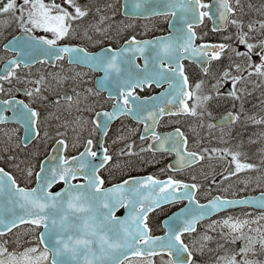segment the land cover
<instances>
[{"label":"snow or ice","instance_id":"obj_1","mask_svg":"<svg viewBox=\"0 0 264 264\" xmlns=\"http://www.w3.org/2000/svg\"><path fill=\"white\" fill-rule=\"evenodd\" d=\"M155 17L171 18L168 35L126 36L132 21ZM206 18L213 31L232 29L223 42L196 43L195 26ZM0 39L7 40L0 51L11 53L0 66V162L35 178L34 187L21 186L0 167V264H264V214H231L264 210V190L201 203L197 175L190 183L147 175L105 187L100 170L119 161L103 142L93 150V138L82 141L96 130L106 138L112 122L132 117L148 142L140 153L175 155L162 173L199 167L210 185L242 173L264 183V0H0ZM35 65L45 67L33 72ZM89 73H102L94 87ZM5 84L22 87L13 94ZM154 87L163 91L140 94ZM258 89V103L247 108ZM105 91L110 111L100 103ZM222 100L231 107L217 119L213 108ZM173 117L186 130L160 133L161 121ZM37 140L55 143L38 163L28 151ZM70 141L73 149L82 142L78 155H67ZM138 154L132 141L118 155ZM222 161L228 167L216 173L213 162ZM241 182L247 188L252 178ZM184 201L162 220L163 235H154L149 214ZM120 209L126 215H116ZM16 229L36 233L34 241L18 246Z\"/></svg>","mask_w":264,"mask_h":264},{"label":"flooded vegetation","instance_id":"obj_2","mask_svg":"<svg viewBox=\"0 0 264 264\" xmlns=\"http://www.w3.org/2000/svg\"><path fill=\"white\" fill-rule=\"evenodd\" d=\"M47 2V0H46ZM59 2V0H57ZM259 2V0H257ZM117 19L119 20L120 17L118 16ZM169 18L165 17H155L151 19L150 21H144V20H137V21H132L131 23H134L136 25L135 29L130 30L126 36H131L133 34L137 35V38L139 39H154L155 37L158 36H164L169 34ZM148 24L149 28L148 30H145L143 28V25ZM213 22L212 19H205L202 23H199L195 26V31L197 32V36L201 37L202 39H197L196 43H204V42H209V43H217V42H223L224 37L228 34V32H231L232 29L229 28L228 32L221 31V32H215L212 29ZM9 32H11L13 35H17V32H13L12 29H9ZM5 35H8V33H5ZM8 39H11V35L7 36ZM3 42V39L1 40ZM7 40H5V43ZM3 45H1L2 48ZM11 58V53H3L0 51V66H2V62L6 61V59ZM253 59H257L255 56ZM138 64H143V59H138L136 61ZM187 70L192 74L195 75L196 73H199L200 68L193 63H189L185 61ZM215 66V65H214ZM45 66L41 65H35L32 68V71L35 72L37 70H43ZM51 70V69H48ZM84 71H87V69H82ZM102 77V73H89V75L86 77V79L90 82L87 86H92L94 87L96 84L97 79ZM17 86L22 87V85H7L5 84V88H11L13 91V94H15V88ZM163 91L162 88H155L153 90H145V92L140 93L142 96L143 95H152V94H158L159 92ZM108 95V92L105 91L102 96L100 97V103L103 105V110H111V104L112 101H107L106 97ZM6 98V97H5ZM18 99H23L25 102H27V98L24 97L22 94L18 95ZM224 109H221L217 115V117L223 115L226 113V110L223 111ZM10 113H6V115H9ZM216 117V118H217ZM176 118H165L163 121H161L158 131L160 133H170L173 131L175 127H181L182 129L187 128L186 124H174L171 121L175 120ZM15 125L9 123L8 128H14ZM133 129H136L138 131H135L133 133ZM142 125H140L134 118L132 117H122L119 120H116L111 123L110 125V130L108 133V136L106 138L101 137L99 130H96L91 137L88 136V133L85 132L84 136L82 138H93L94 144H96V147L93 150H98L99 149V142H103L105 146L109 147L110 154L113 155L114 160H118L119 163L116 166H113L112 164H109L106 166L102 171L101 175L105 179V184L110 185L119 181H122L123 179L130 177V176H143V175H154L155 177L159 179H165L168 178L169 176L174 177L177 180L183 181L185 183H190L193 182L191 180V177L194 175V169H187L183 171H178V172H172V171H165L161 172V169H166V166L168 165L169 159L171 160L173 158V154L169 153H162V152H156L155 154L151 152H143L140 153L139 149L142 144L148 143V142H142L139 139L140 134L142 133ZM20 132L22 134L23 129H20ZM122 134L124 136L123 141H118L116 143H113V140L118 136ZM190 135V134H189ZM135 142V152L139 153L138 155H132V156H126V157H119V150L124 146L125 143L128 142ZM150 142V141H149ZM55 146L54 141L49 140L46 142H41L39 140L33 141V143L29 146V149H33L37 152L38 154V159L37 163L40 160V157L45 156L46 154L49 153V150ZM193 144L191 142V135H190V143H189V148H193ZM83 150L82 142L81 145H78L75 149L71 147V141H70V148L67 153V155H75L78 154L80 151ZM29 151V150H28ZM160 159H166V164L162 163V160ZM125 161L129 162V167H122ZM214 167L217 168L216 171H220V163H213ZM0 165L3 166L6 170L10 171L13 175H15L17 178L21 176V174L16 171L10 163L7 162H0ZM211 175V173H209ZM34 181V180H33ZM32 181V182H33ZM205 183L207 184V189L213 191V194H221L222 196L226 197H241L244 196L245 194H255L258 193L262 190H252L248 192H243L239 191L236 193H231L230 187L227 188H220L218 191H215L214 189L211 188L210 182L208 180H205ZM179 204H174V205H169L167 207H164L163 210H158L154 213H151L149 215V224L152 227V231L154 235H158L163 233L162 228H161V222L162 220L169 216L171 213H173L175 210L179 208ZM243 210H246L249 213L252 214H264V211H257L254 209L250 208H244L241 210H236L232 212V214H235L236 212H241ZM125 214L124 209H120L117 211L116 215L118 216H123ZM23 231L22 229L16 231V233H20ZM11 234H9V237ZM8 238V237H7ZM20 246H28V244H21Z\"/></svg>","mask_w":264,"mask_h":264},{"label":"rangeland","instance_id":"obj_3","mask_svg":"<svg viewBox=\"0 0 264 264\" xmlns=\"http://www.w3.org/2000/svg\"><path fill=\"white\" fill-rule=\"evenodd\" d=\"M240 50L243 51L244 50L243 47H241ZM259 95H260V89H258L256 91V93H254L253 97H250L251 103H248L246 105V107L251 109L253 103H258L257 97H259ZM230 107H231V102L230 101L222 100L218 105H216L213 108V114H214L215 117H217V115H218V113H219V111L221 109H224L223 111H225V110L229 109ZM205 146H216V144H215V142H213L212 145H208L207 141H205ZM220 146H223V145H220ZM213 163H215V162H213ZM222 163H223V169H222V171H223L225 168L228 167V164H227L226 161H223ZM214 168H215V172L219 173V172L216 171V167H214ZM203 171H208L209 173H211V171L209 169H207V168H205ZM194 175H197L198 179L201 180L203 183H205V179L203 178V175L201 174V170L199 169V167L195 170ZM245 175H247V176L252 178V183L249 184V186L247 188H245L244 183L241 182L244 179ZM257 175L258 174H254V173H247V174H243L242 173V174H240L239 177H233L230 180L221 181V187L222 188L230 187L231 193H236V192L239 193V191L248 192V191H252V190H255V189L256 190H262V189H264V183H261V182H259L256 179ZM21 178L23 180H25L23 176H21ZM217 178H219V176H217ZM217 180L220 181L219 179H217ZM218 183L216 185H213V188H215V189L219 188V184ZM258 183H259V186H257ZM206 191H207V189L204 191V194L206 193ZM243 212H247V211L243 210L241 212H236L235 215H240ZM259 215L260 214H253V216H259ZM18 235L22 236V239H20L19 245H18V246H20L21 244H26V243L28 244L30 241H34L36 233L24 234V232L21 231L20 233H18ZM5 238H7V237H5ZM201 259H202L201 257H198L197 260H201Z\"/></svg>","mask_w":264,"mask_h":264}]
</instances>
